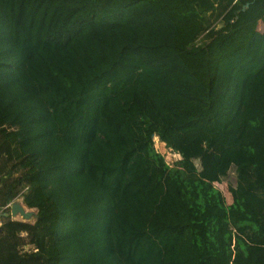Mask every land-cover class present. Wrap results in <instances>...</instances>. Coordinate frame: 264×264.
<instances>
[{"label": "trees", "instance_id": "obj_1", "mask_svg": "<svg viewBox=\"0 0 264 264\" xmlns=\"http://www.w3.org/2000/svg\"><path fill=\"white\" fill-rule=\"evenodd\" d=\"M260 22L264 0H0V208L34 215L3 212L0 264H264Z\"/></svg>", "mask_w": 264, "mask_h": 264}, {"label": "rangeland", "instance_id": "obj_2", "mask_svg": "<svg viewBox=\"0 0 264 264\" xmlns=\"http://www.w3.org/2000/svg\"><path fill=\"white\" fill-rule=\"evenodd\" d=\"M258 28H259V30L264 31V24L262 22H260ZM155 147H156V150L158 152H160V154H161V151L163 153H166L167 156H164V158L166 160H168L170 163L174 159H179V158L175 157L171 153L168 154L166 148L164 147V145L162 144L161 141L156 140ZM236 183H237V176H236L235 168L232 167L227 177H225L222 181L214 182L213 185H214V187L216 189H218V190H220L222 192V194L224 195V197L226 199L227 204H231L233 202V196H232V193L230 192L229 188L231 186H235ZM28 211L32 212L31 209H28ZM15 217L16 218L18 217V219H20L19 215H16ZM27 220L28 221H33L34 220L33 215H32V217L30 219H27ZM30 248H31V246H29V245L26 246V249H30Z\"/></svg>", "mask_w": 264, "mask_h": 264}, {"label": "built area", "instance_id": "obj_3", "mask_svg": "<svg viewBox=\"0 0 264 264\" xmlns=\"http://www.w3.org/2000/svg\"><path fill=\"white\" fill-rule=\"evenodd\" d=\"M156 140H157V139H156ZM162 144H163L164 147L166 148L168 154L171 153V154H173L175 157L179 158V159H174V160H172L171 163H170L168 160L165 159V160H166L171 166H173V165H174L173 163H175L177 160H180V159H181V155H180L179 153L174 152L171 148H168L164 142H162ZM159 153H160V152H159ZM161 154H162L163 156H167L166 153H163L162 151H161ZM15 202H20V203H21V202H22V199H21V198H17V199H15V200L11 201L10 203H8V204L6 205V207H4V208H0V224H1V221H2V217H3V215H4L3 212L7 211L6 209L11 210V207H12L13 203H15ZM10 215H11V214H10ZM18 215H19L20 218L25 219L21 214H18ZM11 217L14 218V219H18V217L16 218V217L13 216V215H11Z\"/></svg>", "mask_w": 264, "mask_h": 264}, {"label": "water", "instance_id": "obj_4", "mask_svg": "<svg viewBox=\"0 0 264 264\" xmlns=\"http://www.w3.org/2000/svg\"><path fill=\"white\" fill-rule=\"evenodd\" d=\"M18 214H21L26 219H30L33 215V212L26 210L20 202H15L11 207V215L16 216Z\"/></svg>", "mask_w": 264, "mask_h": 264}]
</instances>
